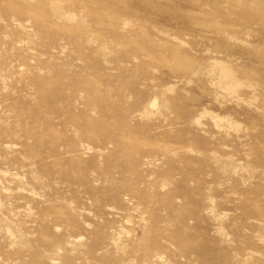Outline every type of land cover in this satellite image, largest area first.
Masks as SVG:
<instances>
[{"label":"rangeland","instance_id":"obj_1","mask_svg":"<svg viewBox=\"0 0 264 264\" xmlns=\"http://www.w3.org/2000/svg\"><path fill=\"white\" fill-rule=\"evenodd\" d=\"M9 1L0 264H264V0Z\"/></svg>","mask_w":264,"mask_h":264},{"label":"bare ground","instance_id":"obj_2","mask_svg":"<svg viewBox=\"0 0 264 264\" xmlns=\"http://www.w3.org/2000/svg\"><path fill=\"white\" fill-rule=\"evenodd\" d=\"M6 1V0H5ZM9 1V0H8ZM57 2H60L61 0H56ZM102 1H104V2H107V1H105V0H102ZM9 2H11V1H9ZM248 5H249V0H248ZM18 6V5H17ZM101 15V18L100 17H98V16H96L93 12L91 13V16L93 17V18H97L98 20L99 19H102L103 17H105L106 15H107V12H105V11H103L102 12V14H100ZM205 24V23H204ZM202 25V24H201ZM206 25V24H205ZM204 25V26H205ZM210 25L211 26H213V25H215V24H212V23H210ZM210 25H208V27L210 26ZM203 26V25H202ZM207 27V26H206ZM85 33V32H84ZM164 43V49L166 50V49H168V48H170L172 51L173 50H176V47H172V46H169V44H167V43H165V42H163ZM163 46L161 45V47H162V49H163ZM167 51V50H166ZM181 52V51H180ZM222 66V65H221ZM224 70V75L225 74H228V73H230V71H228V69H223ZM222 73V72H221ZM150 104H151V107H156L157 105H158V101H157V99L155 98V99H153V100H151V102H150ZM22 105H23V108L24 109H28L29 107H31L32 106V104L30 103V102H28V101H26V100H24L23 101V103H22ZM194 119H196L197 121H199V117L198 116H196V117H194ZM4 174V173H3ZM78 240V239H77Z\"/></svg>","mask_w":264,"mask_h":264}]
</instances>
